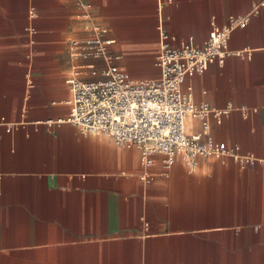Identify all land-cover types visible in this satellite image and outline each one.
Returning <instances> with one entry per match:
<instances>
[{
  "label": "crops",
  "instance_id": "0c3cea01",
  "mask_svg": "<svg viewBox=\"0 0 264 264\" xmlns=\"http://www.w3.org/2000/svg\"><path fill=\"white\" fill-rule=\"evenodd\" d=\"M261 0H0V264H264V6ZM162 6V7H161ZM253 12L224 63L185 83L229 152L170 170L136 145L66 119L93 25L133 80L160 76L159 23L202 46L213 21ZM88 78L97 77L87 75ZM200 122L187 118V130ZM252 158L253 161H249ZM150 175L143 178V175Z\"/></svg>",
  "mask_w": 264,
  "mask_h": 264
},
{
  "label": "built area",
  "instance_id": "2783aa9c",
  "mask_svg": "<svg viewBox=\"0 0 264 264\" xmlns=\"http://www.w3.org/2000/svg\"><path fill=\"white\" fill-rule=\"evenodd\" d=\"M262 6L264 0L257 8ZM255 11L256 8L249 13L232 15L221 26L213 21L209 37L202 46L177 42L160 17L157 65L161 73L158 77L140 80L131 79L122 67L114 64L113 60L119 56L112 57L109 46L115 40L105 37L107 28L93 25L87 38L72 41V55L101 59L105 64L98 67L96 63H89L75 69L70 115L58 121L71 122L84 135L103 134L117 144L136 145L148 164L153 163L154 155H162L167 170L172 168L178 155L195 170L201 157L227 154L229 151L213 135L211 117L221 123L231 107L220 108L207 101H197L193 85H184L212 63H224L233 52L229 42L234 31L247 27ZM188 117L200 122L199 130L188 132ZM149 177V174L143 175V178Z\"/></svg>",
  "mask_w": 264,
  "mask_h": 264
}]
</instances>
